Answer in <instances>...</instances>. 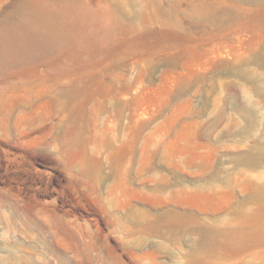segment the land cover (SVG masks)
<instances>
[{
    "label": "rangeland",
    "instance_id": "rangeland-1",
    "mask_svg": "<svg viewBox=\"0 0 264 264\" xmlns=\"http://www.w3.org/2000/svg\"><path fill=\"white\" fill-rule=\"evenodd\" d=\"M0 264H264V0H0Z\"/></svg>",
    "mask_w": 264,
    "mask_h": 264
}]
</instances>
